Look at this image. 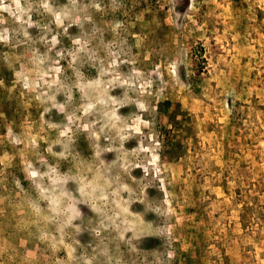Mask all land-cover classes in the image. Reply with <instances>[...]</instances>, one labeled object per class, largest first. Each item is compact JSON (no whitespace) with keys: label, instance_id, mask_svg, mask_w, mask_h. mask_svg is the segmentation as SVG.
Listing matches in <instances>:
<instances>
[{"label":"rangeland","instance_id":"1","mask_svg":"<svg viewBox=\"0 0 264 264\" xmlns=\"http://www.w3.org/2000/svg\"><path fill=\"white\" fill-rule=\"evenodd\" d=\"M0 264H264V0H0Z\"/></svg>","mask_w":264,"mask_h":264}]
</instances>
